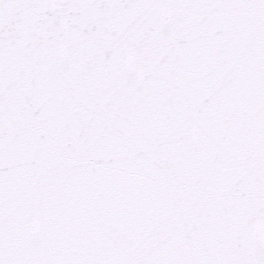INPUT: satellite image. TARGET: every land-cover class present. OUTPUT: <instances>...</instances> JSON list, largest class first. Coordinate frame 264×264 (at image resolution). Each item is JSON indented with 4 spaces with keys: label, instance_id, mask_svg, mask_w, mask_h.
<instances>
[{
    "label": "snow or ice",
    "instance_id": "6c2138e0",
    "mask_svg": "<svg viewBox=\"0 0 264 264\" xmlns=\"http://www.w3.org/2000/svg\"><path fill=\"white\" fill-rule=\"evenodd\" d=\"M0 264H264V0H0Z\"/></svg>",
    "mask_w": 264,
    "mask_h": 264
}]
</instances>
